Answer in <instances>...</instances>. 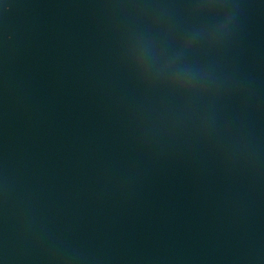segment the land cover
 Masks as SVG:
<instances>
[{"label": "water", "instance_id": "obj_1", "mask_svg": "<svg viewBox=\"0 0 264 264\" xmlns=\"http://www.w3.org/2000/svg\"><path fill=\"white\" fill-rule=\"evenodd\" d=\"M0 264H264V0H0Z\"/></svg>", "mask_w": 264, "mask_h": 264}]
</instances>
